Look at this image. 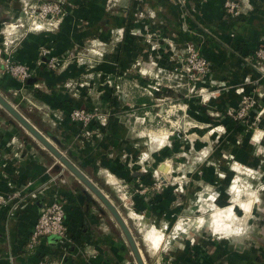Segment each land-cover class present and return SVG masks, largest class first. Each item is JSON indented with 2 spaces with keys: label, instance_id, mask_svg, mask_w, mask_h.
I'll use <instances>...</instances> for the list:
<instances>
[{
  "label": "crops",
  "instance_id": "0c3cea01",
  "mask_svg": "<svg viewBox=\"0 0 264 264\" xmlns=\"http://www.w3.org/2000/svg\"><path fill=\"white\" fill-rule=\"evenodd\" d=\"M52 1L62 2L66 11L57 28L27 32L8 26L15 25L29 0H0V94L62 154L70 156L88 179L103 187L109 199L121 201L117 205L111 199L133 238L144 231L139 242L151 264H264V185L245 198L241 191L238 197L232 191L245 180L264 184V162L241 163L259 172L258 178L251 179L241 172L229 179L227 173L233 169L228 164L218 169L207 166L202 177L197 168L193 175L189 169L190 178L183 185L193 188V194L187 200L160 202L134 190L147 188L150 179L165 182L162 177L173 169L159 163L161 154L154 150L165 139L155 120L163 110L149 104L143 77L157 66L167 68L190 41L200 44V53L217 73L238 83L255 77L243 62L264 47V0H233L239 11L234 18L225 16L222 0H188V30L182 26L184 14L172 0ZM41 47L64 60L63 65L48 68ZM7 52L32 70L30 78L19 82L3 73L1 61ZM235 98V94L225 95L221 105L228 106ZM76 108L99 109L108 114L107 124L92 123L89 134L84 133L69 119ZM214 186L219 187L215 192ZM198 187L203 194H197ZM15 193L18 197L0 207V264H136L104 207L0 108V194ZM57 196L63 200L71 241L46 237L27 253L26 242L40 210ZM122 201L128 202L126 206ZM240 201L252 202L248 212ZM186 203L181 211L174 208ZM203 205L205 210L200 212L198 207ZM230 206L236 217L234 232L211 230L213 213ZM154 208L163 215L150 216ZM177 219H183V232L168 240L164 229L174 222L173 227L179 225ZM153 224H162L163 229Z\"/></svg>",
  "mask_w": 264,
  "mask_h": 264
},
{
  "label": "rangeland",
  "instance_id": "374dc122",
  "mask_svg": "<svg viewBox=\"0 0 264 264\" xmlns=\"http://www.w3.org/2000/svg\"><path fill=\"white\" fill-rule=\"evenodd\" d=\"M225 1L222 0L225 16L234 18L239 14V11H236L234 16L230 15L223 7ZM172 2L184 14L182 26L188 30V20L191 18V11L187 7L188 0H172ZM206 33L208 34L207 31ZM149 35L150 43V41H154L155 32ZM199 45L190 41L186 45L183 55L176 57L169 66H166L167 68L157 66L151 73L143 77V82L148 86L149 104L161 106L160 108L163 110V113L158 115L155 120L160 126L159 129H162L165 138L162 144L165 145L164 147L162 144V146L155 145L154 150L157 152L159 150L161 154L159 163L168 164L173 169H170L164 176L162 175L165 182L150 179L147 188H145L146 186L137 187L134 190L150 197L155 196L160 202L178 197L187 200L188 196L193 194V188L183 185L190 178L189 169L193 175L194 169L197 168L198 177H202L207 166L213 165L214 169H218L221 165L228 164V167L233 169L232 172L227 173L229 179H234V177L236 179L237 174L243 173L251 179L254 176L258 178L259 172L245 169L241 163L254 165L264 162V126L262 125V121H264V87L261 86V84L264 86V63L252 55L244 59L243 64L250 69L251 73H254L255 77L245 78L238 83V80L233 81L226 75L217 73L213 63L200 53ZM151 46L155 48L157 45ZM260 49L257 48L253 53L255 54ZM230 94H235L236 98L229 102L228 106L221 105L223 96ZM259 131L262 133L258 136ZM254 136H256L255 139ZM222 149L226 152H223ZM259 185L264 184L255 183L254 185L245 180L242 187L237 186L238 192L233 193L235 195L237 193L238 197L241 191L240 195L245 198L251 192L264 189ZM212 189L215 192L219 187L214 186ZM222 189L227 191L229 187ZM203 193L204 189L198 187L197 194ZM109 197L114 203L120 205L121 201L117 197ZM126 202L122 201V204L126 206ZM186 205L187 203L183 204L181 208L171 205V208H179L178 211H181ZM129 207L130 205L126 208ZM153 210L154 212L149 211L150 216H153L154 213L163 215L161 210L157 212L155 208ZM198 210L204 212L205 206L198 207ZM175 214L180 216L178 212ZM179 220L180 224L176 227L179 226L180 230L173 227L176 222L171 227L169 224L166 225L164 230L168 233V240L183 232L181 229L184 226L181 221L183 219H177V221ZM153 225L155 226V224ZM155 227L163 229L162 224H157ZM209 227L211 228L210 224ZM207 230L210 231V229ZM143 234L144 231L140 235H134V238L145 263L151 264L139 242V238Z\"/></svg>",
  "mask_w": 264,
  "mask_h": 264
},
{
  "label": "built area",
  "instance_id": "2783aa9c",
  "mask_svg": "<svg viewBox=\"0 0 264 264\" xmlns=\"http://www.w3.org/2000/svg\"><path fill=\"white\" fill-rule=\"evenodd\" d=\"M28 3L29 4L22 9L21 17L16 19L15 25L8 26L9 30L24 28L27 32L41 30L52 31L57 28L60 21L66 15L63 3L60 1L29 0ZM223 7L230 15L233 14V16L236 14V11H238V5L233 0H226ZM6 54V57L1 61L3 73L19 82H23L32 76V70L28 66L16 63L12 58L11 52H7ZM40 56L47 59L45 65L48 68L62 66L64 62V60L52 56L50 51L44 47L40 48ZM255 56L259 61L264 63L263 49L256 52L254 54V57ZM38 64H41L40 60ZM107 117L108 114L102 113L97 108L90 110L76 108L72 109L69 113L70 121L78 123L81 128L85 130L84 133L86 134H89L88 128L92 123H97L100 127H104L107 124ZM16 197H18L16 193L0 194V207L12 202ZM46 237H55L65 242L71 241L68 228L65 224L63 200L58 196L40 210L26 242L27 253L34 251L40 240ZM157 264L170 263L168 261H160Z\"/></svg>",
  "mask_w": 264,
  "mask_h": 264
},
{
  "label": "water",
  "instance_id": "95a60500",
  "mask_svg": "<svg viewBox=\"0 0 264 264\" xmlns=\"http://www.w3.org/2000/svg\"><path fill=\"white\" fill-rule=\"evenodd\" d=\"M0 108L4 110L12 120L24 130L30 137H32L38 144H40L46 151H48L59 163L61 167L66 169L72 176H74L79 183L104 207L110 214L113 220L118 225L126 243L130 249L133 259L136 264H145L136 242L128 229L124 219L121 217L118 210L115 208L111 200L105 195L102 190L88 179L68 158L67 155L62 154L40 131H38L12 104H10L0 94Z\"/></svg>",
  "mask_w": 264,
  "mask_h": 264
},
{
  "label": "bare ground",
  "instance_id": "6f19581e",
  "mask_svg": "<svg viewBox=\"0 0 264 264\" xmlns=\"http://www.w3.org/2000/svg\"><path fill=\"white\" fill-rule=\"evenodd\" d=\"M238 188H237V183L234 185V187L232 188L233 192H238ZM236 195H238L236 193ZM246 202V201H245ZM252 202H239V204L242 206L243 211L247 212L248 210H250V206H251ZM220 208V207H219ZM236 219L233 211H232V206H230L229 208H226L225 210H219L218 209L213 213L212 215V220L210 221V226L211 229L216 232V233H233L234 229H233V220ZM155 240L160 243L161 241V237L156 235L154 236ZM153 239V238H152ZM153 242V241H152ZM157 243V244H158ZM156 244V246H157Z\"/></svg>",
  "mask_w": 264,
  "mask_h": 264
},
{
  "label": "trees",
  "instance_id": "16d2710c",
  "mask_svg": "<svg viewBox=\"0 0 264 264\" xmlns=\"http://www.w3.org/2000/svg\"><path fill=\"white\" fill-rule=\"evenodd\" d=\"M260 48L264 50V47H260ZM252 56H254V53L252 54ZM7 98H8L9 100H11V101L13 100L11 95H7ZM95 125L97 126L98 124L95 123ZM98 126H99V125H98ZM69 157H70V156H69ZM69 157H68V158H69ZM69 159H70V158H69ZM81 168H82V167L80 166V169H81ZM100 189H103V187L100 186ZM65 224H66V226H67V223H66V222H65ZM68 234H69V232H68Z\"/></svg>",
  "mask_w": 264,
  "mask_h": 264
}]
</instances>
